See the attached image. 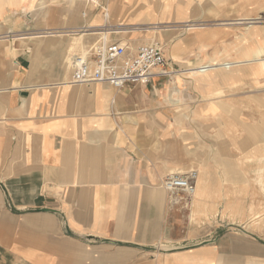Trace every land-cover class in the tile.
Masks as SVG:
<instances>
[{"label":"crops","instance_id":"crops-1","mask_svg":"<svg viewBox=\"0 0 264 264\" xmlns=\"http://www.w3.org/2000/svg\"><path fill=\"white\" fill-rule=\"evenodd\" d=\"M74 1L0 0V264H59L67 253L75 258L67 264L164 253L157 246L174 241V226L163 178L197 161L207 166L189 144L198 146L197 136L223 129L217 120L230 116L218 103L235 109L238 118H248L255 96L264 105L263 92H254V68L244 63L236 70L216 66L193 75L189 84L179 74L119 89L70 83L67 62L78 45L86 51L106 37L134 49L154 34L165 36L164 21L188 19L189 5L99 0L98 8ZM82 31L83 38L77 35ZM222 35L199 32L194 42L173 37L165 57L185 60L202 53L214 63ZM246 35L239 53L252 55L255 38ZM213 181L206 172L198 174L192 204L197 212ZM213 238L192 254H168V261L216 264L232 245L226 251V240Z\"/></svg>","mask_w":264,"mask_h":264},{"label":"rangeland","instance_id":"rangeland-1","mask_svg":"<svg viewBox=\"0 0 264 264\" xmlns=\"http://www.w3.org/2000/svg\"><path fill=\"white\" fill-rule=\"evenodd\" d=\"M174 1L176 5L178 2L179 4L183 2V0ZM186 2L189 4L186 7L188 19L174 22L164 21L160 27L163 28L165 25L172 28L188 27L189 29L179 30L170 33V35L163 33L164 37L161 33L154 34L148 40L149 43H157L167 60L165 57L166 48H168L173 37L177 40L189 38L191 42H194V37L199 32L220 31L223 32V35L219 40L217 51H213L211 58L221 57L216 59L214 63L208 61L207 58L204 60L205 54L202 53L193 54L190 59L167 60L168 64L169 62L173 64H170L173 68H169V70L179 74L189 84V81L191 82L193 79L192 76L197 75L194 74V71L205 66H208L206 74L216 66L222 67L223 65L226 66L222 67L224 70H236L242 66L241 63H244L243 65L248 64L247 66L254 68L255 94L262 92L264 94V55L256 56L258 50H264V3L262 0H186ZM247 10L250 11L247 12ZM246 14L248 16L245 18L241 17ZM256 18L261 20H255L250 28L245 25L246 22L242 21H238L237 25H230L239 19L253 20ZM249 33L255 38L252 45V55L250 52L241 55L239 51L243 44L248 41L245 40L244 35ZM258 36H261L262 39L257 40ZM69 40L75 42L76 38L72 37ZM106 40L108 41V39ZM78 46L77 50L70 51L71 56L85 52L82 44ZM245 52L246 50H244ZM240 58L247 60V62H240ZM227 64L229 65L227 66ZM222 95L225 94L223 92L218 93V97ZM253 100L251 113L250 111L246 113L248 118H238L239 112L237 113L235 109L218 103L221 105H219L221 113L230 116L224 120H217V124L220 126L222 121L224 122L223 129L213 135L206 132L208 135L200 134L197 136L202 142L198 146H195L193 141H190L189 144L190 147H194L193 152L202 154L205 160L201 162L207 163V166H200V162L197 161L189 167L176 168L171 173L196 171L198 177L200 172H206L207 177L214 178V181L213 191L205 194L206 196L201 200L203 205L199 212L196 211L195 206L192 208V204H195L193 202L196 198L195 194L191 197L178 195L173 198L174 202L170 203L165 193L166 210L173 213L171 218H173L174 241L157 246L164 253L144 252V257L134 256L130 258L120 256L118 257L120 259L111 262H97L95 256L94 259L89 260L94 262L88 264H96V262L97 264H172V261H168L171 257L168 254H192L195 252L193 250L213 242L215 239L213 237H222L223 240H226L224 243L226 244V251L229 250V242L232 245V251L222 255L216 264H248L249 260L257 262L256 264H264V112L260 110V108L264 109V105L262 107V102L257 96ZM218 139H222L219 147L216 144ZM249 141L252 143L250 147H248ZM175 145L178 147L181 144L175 143ZM241 145L246 148L241 147ZM222 147L226 150L224 151ZM205 149L206 151H204ZM180 151L181 149L176 150V153H180ZM210 155H212V161H209ZM249 248H255L256 251L248 254L246 250ZM112 251L110 250V252ZM201 252L208 253L209 251ZM73 259L75 258L72 257L71 259L67 253L58 262H60L59 264H67L68 260ZM32 264L42 263L33 262ZM182 264H189V262L186 261Z\"/></svg>","mask_w":264,"mask_h":264},{"label":"built area","instance_id":"built-area-1","mask_svg":"<svg viewBox=\"0 0 264 264\" xmlns=\"http://www.w3.org/2000/svg\"><path fill=\"white\" fill-rule=\"evenodd\" d=\"M88 5L99 8V0H82ZM53 34H74V32H54ZM161 47L157 43L139 45L134 49L118 42H100L92 45L83 54L69 58V81L76 85L106 83L114 88L124 86H145L155 76H171ZM197 173L188 171L169 174L161 182L170 203L178 195L194 196L196 192ZM176 203V200H175Z\"/></svg>","mask_w":264,"mask_h":264},{"label":"bare ground","instance_id":"bare-ground-1","mask_svg":"<svg viewBox=\"0 0 264 264\" xmlns=\"http://www.w3.org/2000/svg\"><path fill=\"white\" fill-rule=\"evenodd\" d=\"M73 2H75L76 3V1H74V0H72ZM116 13V12H115ZM259 17V16H258ZM258 19H260V18H256V19H253V20H239V21H243V22H246V26H248L249 28H250V26L251 25H253L254 24V22H255V20L257 21ZM261 20V19H260ZM259 23V22H258ZM238 24V22H235V23H233V24H230L231 26H234V25H237ZM188 26V25H187ZM194 26V25H193ZM240 26H242V25H240ZM157 27V26H156ZM155 27V28H156ZM159 27V26H158ZM184 27V26H183ZM154 28V29H155ZM191 28H193V27H191ZM190 28V29H191ZM195 28V27H194ZM137 29V28H136ZM135 29V30H136ZM183 29H189L188 27H184V28H173L172 29V27H169V26H165L164 25V27L163 28H161V31L162 32H167V31H172V30H175V31H179V30H183ZM247 30H249V29H247ZM111 31V30H110ZM112 31H114V30H112ZM124 31V30H123ZM130 31V30H129ZM141 31V30H140ZM147 31V30H146ZM152 31V30H151ZM160 31V32H161ZM78 32V31H77ZM116 32H117V30H116ZM119 32V31H118ZM90 33V32H89ZM111 33V32H110ZM113 33V32H112ZM120 33V32H119ZM185 33V32H184ZM42 34V33H41ZM85 34V32H79V33H77V35H80V37H82L83 38V35ZM105 34H106V32H105ZM116 34V33H115ZM162 34V33H161ZM61 35H65V34H61ZM103 35H104V33H103ZM117 35V34H116ZM169 35H170V33H169ZM174 35V34H173ZM182 35V34H181ZM180 36V35H179ZM70 37V36H69ZM77 37V36H76ZM103 37H105V35L103 36ZM164 37V36H163ZM74 38V37H73ZM78 39V38H77ZM80 40H82L81 38H80ZM105 40H106V37H105ZM153 41V40H152ZM169 42V41H168ZM71 43V42H70ZM75 44H77V43H75ZM71 46V45H70ZM69 46V47H70ZM75 47V46H74ZM73 48V47H72ZM70 51V50H69ZM245 54H249V51H247L246 50V52H245ZM262 55H264V50H258L257 51V53H256V56H262ZM68 57V56H67ZM70 57V56H69ZM68 60H69V58H68ZM68 64H69V62H67ZM67 63H65V64H67ZM229 64H227V66H228ZM223 66V65H222ZM264 66V65H263ZM208 66H205V67H203V68H201L200 70H197V71H194V74H197V75H199V74H203V73H205L206 71H207V68ZM223 67H226V66H223ZM68 70H69V68H68ZM67 72V71H66ZM195 194H196V192H195ZM251 261V260H250ZM254 264H256V263H254Z\"/></svg>","mask_w":264,"mask_h":264}]
</instances>
